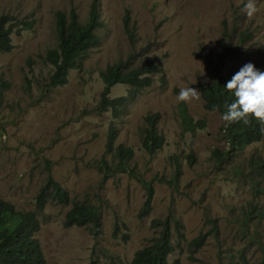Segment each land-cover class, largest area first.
<instances>
[{
  "label": "rangeland",
  "instance_id": "374dc122",
  "mask_svg": "<svg viewBox=\"0 0 264 264\" xmlns=\"http://www.w3.org/2000/svg\"><path fill=\"white\" fill-rule=\"evenodd\" d=\"M93 0H0V15L16 21L35 20L29 29L11 34L13 48L0 53V197L17 210H34V197L47 175L67 189L69 197L95 204L102 224L94 235L86 227H65L70 204L48 202L37 212L36 237L45 264H131L134 252L157 236L151 220L173 213L183 226V238L173 229L174 250L168 264H187V243L199 232L206 241L193 255L194 264H226L243 254L247 264L261 258L264 212L243 223L248 207L264 209V176L250 168L251 158L264 159V139L246 146L221 164L213 150L227 147L220 127L222 114L205 110L199 84L216 75L232 77L252 62L264 71V0H254L257 12L242 11L247 0H96L103 26L99 46L90 50L80 69H72L63 86L48 88L52 66L44 55L56 46L57 10L73 7L79 20L88 18ZM135 28L131 42L123 27L125 11ZM21 25H14L17 30ZM241 31H247L243 38ZM133 54V55H132ZM133 56V65L156 58L164 76L137 92L113 117L97 111L107 65ZM197 89L199 99L183 102L194 121L205 126L184 131L177 96L182 88ZM128 86L115 84L110 97L125 95ZM157 112L160 150L142 145L144 117ZM114 145L133 150L127 165L105 153L109 131ZM191 156L189 158L188 156ZM177 173V176H175ZM153 188L152 209L139 216ZM214 227V228H213Z\"/></svg>",
  "mask_w": 264,
  "mask_h": 264
},
{
  "label": "trees",
  "instance_id": "16d2710c",
  "mask_svg": "<svg viewBox=\"0 0 264 264\" xmlns=\"http://www.w3.org/2000/svg\"><path fill=\"white\" fill-rule=\"evenodd\" d=\"M55 27L58 42L55 47L50 48L44 55V61L52 66L46 82L48 88L63 86L68 81L69 71L80 69L84 59L90 50L101 43V37L97 33L102 28L103 22L99 19L97 1L90 4L88 18L86 21L79 20L78 13L72 7L68 13L57 10L55 13ZM129 11H125L123 17L124 31L128 39L133 42L135 38V28L130 24ZM35 20L19 21L15 17L7 14L0 15V53L9 52L13 48L11 34L19 29H29ZM21 25L17 30H13L14 25ZM248 32L241 31L243 38ZM244 39V38H243ZM133 55V54H132ZM129 55L125 60H119L107 65L100 72L103 88L100 92L98 102L95 104L97 111H110L113 117L118 115L129 105L128 103L135 97L136 93L149 87L154 75L159 74L161 78L164 71L156 58L149 57L141 65H133V56ZM229 75H216L213 79L204 84H199L198 90L205 110L217 111L223 114L226 105L231 103L233 97L224 85L230 80ZM115 84H125L128 91L125 95L110 97V89ZM186 105L179 103L178 113L181 126L184 131H193L196 128L202 129L205 123L202 120L194 121L189 115ZM159 114L157 112L148 113L144 117V126L141 130L142 145L150 153H154L162 147L164 136L158 131L157 123ZM227 147L223 150L215 149L212 156L216 163L221 164L230 161L231 157L246 146L264 139V124L256 119L250 118L249 124L238 121L225 127H220ZM116 132L109 131L106 141L105 153L116 159V165L121 168L129 162L133 156V150L122 144L114 145ZM192 155L188 156L191 158ZM250 168L254 169L260 176H264V159L259 157L251 158ZM177 176V173L176 175ZM36 193L35 208L37 212H42L48 202L60 205L70 204L69 209L64 214L63 225L65 227L79 226L86 227L94 235L98 234L102 224L101 210L95 204L85 200L72 201L67 189L63 188L59 182L47 175L43 184ZM255 189L264 194V187ZM146 197L139 211V216H147L152 209L153 188L151 184L145 187ZM34 210H17L11 202L0 197V264H45L43 251L39 240L35 236L39 231L40 222ZM263 208L249 206L244 215L243 223L250 222L256 216L262 215ZM151 226L157 229V236L153 237L147 245L137 249L131 259V264H168V256L174 250L173 229L177 239L183 238V226L181 221L168 213L164 217L151 220ZM214 228V227H213ZM207 234L199 232L187 243L189 259L187 264H194L193 256L205 243ZM261 258L254 264H264V247L260 248ZM90 264H101L92 259ZM172 264H180L175 259ZM226 264H247L245 256L239 254V260H230Z\"/></svg>",
  "mask_w": 264,
  "mask_h": 264
},
{
  "label": "clouds",
  "instance_id": "9594fccd",
  "mask_svg": "<svg viewBox=\"0 0 264 264\" xmlns=\"http://www.w3.org/2000/svg\"><path fill=\"white\" fill-rule=\"evenodd\" d=\"M257 10L254 0H247L242 9L249 18L253 17ZM224 88L233 97L221 116L225 127L238 121L247 125L250 118L264 124V71L257 69L252 62H247L227 81ZM176 99L178 102H189L199 99V95L195 88H182Z\"/></svg>",
  "mask_w": 264,
  "mask_h": 264
}]
</instances>
